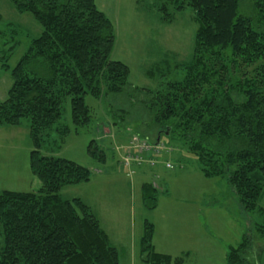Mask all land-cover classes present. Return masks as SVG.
Wrapping results in <instances>:
<instances>
[{"label":"trees","instance_id":"trees-1","mask_svg":"<svg viewBox=\"0 0 264 264\" xmlns=\"http://www.w3.org/2000/svg\"><path fill=\"white\" fill-rule=\"evenodd\" d=\"M11 1L18 11L31 13L42 32L11 71L13 83L7 98L0 99V127L29 119L35 144L30 165L42 186L0 192V264H120L119 250L93 208L79 197L60 194L65 186L89 182L90 169L40 149L62 118L67 97L78 129L92 120L86 94L131 93L129 66L111 59L114 25L96 0ZM250 1V14L241 12L240 0L160 5L163 13L169 6L174 13L193 9L195 45L183 79L149 92L150 121L138 122L134 131L155 143L169 131L168 138L196 154L206 176L225 177L243 210L261 217L255 229L264 239V206L259 205L264 195V0ZM0 66L9 69L6 57H0ZM252 66L254 75L242 71ZM112 109L128 128V112ZM96 143H90L89 152L104 159ZM142 195L148 209L157 207L155 184L144 182ZM244 236L237 247H229L227 264H264L262 256H250L253 238ZM153 238L154 225L146 221L141 253L148 264H185L187 256L156 252Z\"/></svg>","mask_w":264,"mask_h":264},{"label":"rangeland","instance_id":"rangeland-1","mask_svg":"<svg viewBox=\"0 0 264 264\" xmlns=\"http://www.w3.org/2000/svg\"><path fill=\"white\" fill-rule=\"evenodd\" d=\"M165 3L166 0H96L114 25L116 40L111 59L129 66L127 89L131 93L104 98L86 94L92 120L78 129L67 97L62 118L48 132L50 136H45L41 152L74 160L90 169L89 182L65 186L60 194L64 199L79 197L93 208L119 250L120 264H148L141 253L146 221L154 225L155 251L173 258L187 256L185 264H227L229 247H237L246 234L253 238L250 256L264 258V239L255 229L261 217L243 210L225 177L206 176L196 154L178 139L162 135L161 145L168 150L158 156L155 166L124 164L136 135L134 126L142 120L150 121L149 92L183 79L195 45L198 24L193 9L174 13L169 6L163 13L160 5ZM240 7L241 12L252 13L250 0H240ZM0 16V57H6L9 65L5 71L0 66V99L4 100L13 83V67L42 27L31 13L18 11L11 0H0ZM253 70L254 66L242 68L249 76L254 75ZM113 107L128 112V128L113 116ZM29 125V119L24 118L20 125L0 127V192L38 191L42 186L31 170L30 153L35 144ZM65 127L69 129L67 134L62 131ZM150 136L154 139L156 133ZM93 140L104 150V159L89 152ZM168 161L173 168L165 166ZM144 182L158 189L154 209L144 204ZM259 205L264 206V195Z\"/></svg>","mask_w":264,"mask_h":264},{"label":"built area","instance_id":"built-area-1","mask_svg":"<svg viewBox=\"0 0 264 264\" xmlns=\"http://www.w3.org/2000/svg\"><path fill=\"white\" fill-rule=\"evenodd\" d=\"M167 150V146L164 144H156L149 139L135 135L132 137L130 146L128 147L127 155L124 158V164L131 167L146 162L151 166H155L158 161V156L163 151ZM165 166L167 168H173L174 164L168 161Z\"/></svg>","mask_w":264,"mask_h":264},{"label":"crops","instance_id":"crops-1","mask_svg":"<svg viewBox=\"0 0 264 264\" xmlns=\"http://www.w3.org/2000/svg\"><path fill=\"white\" fill-rule=\"evenodd\" d=\"M143 163H146V162H143ZM142 163V164H143ZM142 164H140V165H133L132 167H136V166H142ZM96 213V212H95ZM97 214V213H96ZM98 215V214H97ZM98 217H99V215H98ZM99 219H100V221H101V218L99 217ZM101 224H102V221H101ZM102 227H103V224H102ZM103 229L107 232V230L103 227ZM107 234H108V236H109V238H110V241H111V237H110V234L107 232ZM115 246V245H114Z\"/></svg>","mask_w":264,"mask_h":264},{"label":"water","instance_id":"water-1","mask_svg":"<svg viewBox=\"0 0 264 264\" xmlns=\"http://www.w3.org/2000/svg\"><path fill=\"white\" fill-rule=\"evenodd\" d=\"M169 134V131H167V135ZM160 140H161V138H160V136L158 137V139H157V144L160 142Z\"/></svg>","mask_w":264,"mask_h":264}]
</instances>
